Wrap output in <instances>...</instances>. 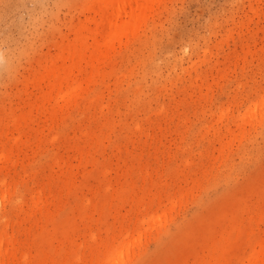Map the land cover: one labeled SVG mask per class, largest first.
I'll list each match as a JSON object with an SVG mask.
<instances>
[{
	"label": "rangeland",
	"instance_id": "1",
	"mask_svg": "<svg viewBox=\"0 0 264 264\" xmlns=\"http://www.w3.org/2000/svg\"><path fill=\"white\" fill-rule=\"evenodd\" d=\"M98 7L0 0V264H264V0Z\"/></svg>",
	"mask_w": 264,
	"mask_h": 264
},
{
	"label": "bare ground",
	"instance_id": "2",
	"mask_svg": "<svg viewBox=\"0 0 264 264\" xmlns=\"http://www.w3.org/2000/svg\"><path fill=\"white\" fill-rule=\"evenodd\" d=\"M99 4L96 10H93L94 15L101 14L104 17V21H100L101 25L111 28V32L104 38L103 44L99 47L97 58L104 56L107 53L108 45L119 36L126 34L130 29H134V26L141 24V21L147 10H151L156 0H95ZM129 16V21H123L119 24V20L123 17ZM102 19V18H101ZM65 50L57 57V60L65 59ZM61 66L55 64L51 67L47 76L53 80L52 86L57 85L63 81H67V78L61 80L59 73ZM3 247V240H0V249ZM7 255V252L0 253V263L3 262V258Z\"/></svg>",
	"mask_w": 264,
	"mask_h": 264
}]
</instances>
